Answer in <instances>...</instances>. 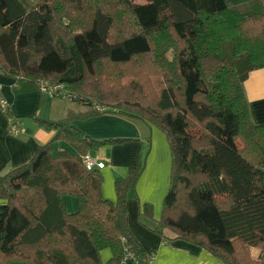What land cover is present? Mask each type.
<instances>
[{"label":"trees","instance_id":"1","mask_svg":"<svg viewBox=\"0 0 264 264\" xmlns=\"http://www.w3.org/2000/svg\"><path fill=\"white\" fill-rule=\"evenodd\" d=\"M117 1L130 19L122 35L120 15L103 0H0V71L63 84L78 98L62 120L35 118L52 139L27 164L0 172V264H101L103 249L107 264H124L126 251L144 259L126 221L144 159L115 183L112 203L102 198L100 170L87 171L81 158L138 140H96L70 125L102 115L138 119L166 138L170 184L155 233L223 264H264V125L251 122L243 86L264 68V0ZM142 58L163 85L151 98L117 79ZM105 64L120 70L101 76ZM56 141L73 153L54 154ZM64 195L77 200L76 213L65 212ZM142 213L152 219L150 206Z\"/></svg>","mask_w":264,"mask_h":264},{"label":"crops","instance_id":"2","mask_svg":"<svg viewBox=\"0 0 264 264\" xmlns=\"http://www.w3.org/2000/svg\"><path fill=\"white\" fill-rule=\"evenodd\" d=\"M243 86L251 122L257 126L264 125V68L248 73ZM0 97L10 107L11 120L17 122L23 130L20 136L9 134V118L0 112V172L4 174L27 164L38 148L52 139L54 132L39 127L35 118L59 121L73 107L68 102L41 94L33 82L22 78H9L1 71ZM70 125L96 140H138L90 152L93 157L101 158L105 162L104 168L100 170L103 178L101 195L104 200L112 203L116 202L115 183L126 178L127 170L137 166L139 156L149 146L145 167L135 186L136 197L131 195L127 201L126 221L128 231L144 254H154L153 264H223L195 244L180 239L167 243L153 231L160 218L162 203L170 184L171 158L163 133L135 118L118 115L73 121ZM63 150L73 153L65 142L56 141L53 144L54 154ZM61 203L67 214H74L78 210L74 197L64 195ZM4 204L5 201L0 200V206ZM144 205L151 207V220L142 213ZM111 257L109 249L99 252L101 264H107ZM125 264L137 263L130 260Z\"/></svg>","mask_w":264,"mask_h":264},{"label":"rangeland","instance_id":"3","mask_svg":"<svg viewBox=\"0 0 264 264\" xmlns=\"http://www.w3.org/2000/svg\"><path fill=\"white\" fill-rule=\"evenodd\" d=\"M28 1H30V3H32V4H36V3L40 2V0H28ZM101 6H104L107 10H110L113 14L120 15V20L123 22V25L118 28V34L119 35L125 34L126 33L125 32V27H126L125 23L129 22L130 19L128 17L127 12L121 8L118 1L117 0H103V5H101ZM64 21H65V23H67V20H64ZM127 29L128 28H126V30ZM167 57H168V59H170L171 54H168ZM119 70H120V68L107 66L105 64V66L98 73L102 74L101 76L106 75V73H108L109 75H113V74L118 73ZM155 72H156V68L154 66H152V60H150L149 58H142L140 60H137L133 64L124 67V69H123L124 75H122L121 78H117L116 75L111 76V77L118 79L119 87L130 88L131 86H136L140 90H143V92L148 94L149 98H151L153 96V94L158 92L163 86L160 78L155 75ZM52 98H56V97H52ZM56 99L63 100L61 98H56ZM63 101L68 102V103H72L68 100H63ZM105 116H108V115H102L100 117H105ZM100 117H95V118H100ZM87 120H89V119H87ZM138 121H140V120H138ZM140 122H142V121H140ZM165 140H166V138H165ZM166 143H167V141H166ZM167 145H168V143H167ZM148 147L149 146H146L145 152H143L141 155V160L144 159V162H143L144 167H145L146 157H147L148 152H149V150L147 149ZM168 148H169V146H168ZM169 152H170V150H169ZM169 155H170V153H169ZM131 195L132 196L134 195L136 197L134 192H132ZM249 254H250L251 259L256 260L260 254V250L255 249V248H251L249 250ZM9 264H29V263L12 261Z\"/></svg>","mask_w":264,"mask_h":264},{"label":"built area","instance_id":"4","mask_svg":"<svg viewBox=\"0 0 264 264\" xmlns=\"http://www.w3.org/2000/svg\"><path fill=\"white\" fill-rule=\"evenodd\" d=\"M37 90L41 94H46L50 97L61 98L63 100H76L78 99L75 95L69 92V90L63 84H52L49 81L39 80L35 83ZM95 109L100 110L99 107H95ZM0 112L6 115L9 118V128L8 133L20 136L23 134V130L19 126V124L13 120L8 114L11 112L9 105L7 102L0 97ZM11 120V121H10ZM82 163L87 171H92L95 169L101 170L104 168V160L98 157H93L90 153H86L82 157ZM155 256L154 254H146L142 261L136 260L135 256L130 252L126 251L122 262L125 264L128 261H135L137 264H153Z\"/></svg>","mask_w":264,"mask_h":264}]
</instances>
